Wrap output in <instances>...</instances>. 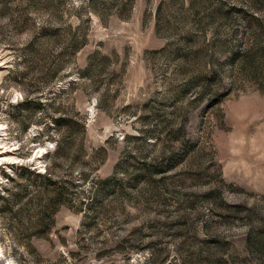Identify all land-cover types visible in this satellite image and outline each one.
Segmentation results:
<instances>
[{
    "label": "rangeland",
    "instance_id": "obj_1",
    "mask_svg": "<svg viewBox=\"0 0 264 264\" xmlns=\"http://www.w3.org/2000/svg\"><path fill=\"white\" fill-rule=\"evenodd\" d=\"M261 235L264 0H0V264H264Z\"/></svg>",
    "mask_w": 264,
    "mask_h": 264
},
{
    "label": "trees",
    "instance_id": "obj_2",
    "mask_svg": "<svg viewBox=\"0 0 264 264\" xmlns=\"http://www.w3.org/2000/svg\"><path fill=\"white\" fill-rule=\"evenodd\" d=\"M259 239H260L259 240L260 243H257V244H258V247H261V244H264V235H261V237Z\"/></svg>",
    "mask_w": 264,
    "mask_h": 264
}]
</instances>
